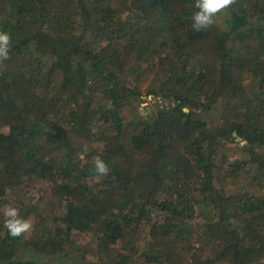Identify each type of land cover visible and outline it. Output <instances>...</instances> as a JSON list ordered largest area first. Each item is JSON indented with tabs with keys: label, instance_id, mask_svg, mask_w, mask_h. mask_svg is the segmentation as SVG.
Masks as SVG:
<instances>
[{
	"label": "trees",
	"instance_id": "trees-1",
	"mask_svg": "<svg viewBox=\"0 0 264 264\" xmlns=\"http://www.w3.org/2000/svg\"><path fill=\"white\" fill-rule=\"evenodd\" d=\"M194 3L0 0V264H264V0Z\"/></svg>",
	"mask_w": 264,
	"mask_h": 264
},
{
	"label": "clouds",
	"instance_id": "clouds-1",
	"mask_svg": "<svg viewBox=\"0 0 264 264\" xmlns=\"http://www.w3.org/2000/svg\"><path fill=\"white\" fill-rule=\"evenodd\" d=\"M235 3V0H195L194 7L198 11L193 13L192 28L199 32L206 30L215 23V17ZM10 35L0 31V61L9 59ZM87 149H85L86 151ZM94 171L100 176L107 175L108 165L99 156L93 158ZM4 227L12 237L28 233L33 225L20 216L19 209L12 205H5L3 209Z\"/></svg>",
	"mask_w": 264,
	"mask_h": 264
},
{
	"label": "rangeland",
	"instance_id": "rangeland-1",
	"mask_svg": "<svg viewBox=\"0 0 264 264\" xmlns=\"http://www.w3.org/2000/svg\"><path fill=\"white\" fill-rule=\"evenodd\" d=\"M142 99H143L142 103H140V105L138 106L139 107L138 110L140 111V113H142L144 111V109L149 110L150 106L152 105V103L148 99L146 100L145 97H142ZM230 144H232V143H230ZM227 153H228V156H230V159H232V158L234 159L235 154H233L229 148L227 149ZM24 190L27 191L26 188ZM29 193L33 196L34 200L39 195V191L37 190L36 187L31 188V192L29 191ZM23 194H22V196H23ZM22 198H24V196ZM29 221L33 225V218L32 217H29ZM192 221L194 223H197L196 219H192ZM31 231H32V229L28 233H30ZM90 238H91L90 232L88 234L87 233H80L79 235H77V237H75V241H76V244H84V243H88ZM77 254H80V253H77ZM85 254H86V257L89 259L90 258V254H88V253H85Z\"/></svg>",
	"mask_w": 264,
	"mask_h": 264
},
{
	"label": "water",
	"instance_id": "water-1",
	"mask_svg": "<svg viewBox=\"0 0 264 264\" xmlns=\"http://www.w3.org/2000/svg\"><path fill=\"white\" fill-rule=\"evenodd\" d=\"M148 97L150 98V97H151V95H148Z\"/></svg>",
	"mask_w": 264,
	"mask_h": 264
}]
</instances>
